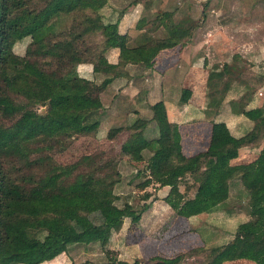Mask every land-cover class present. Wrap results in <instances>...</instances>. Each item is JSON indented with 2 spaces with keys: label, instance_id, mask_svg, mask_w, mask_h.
I'll return each instance as SVG.
<instances>
[{
  "label": "trees",
  "instance_id": "16d2710c",
  "mask_svg": "<svg viewBox=\"0 0 264 264\" xmlns=\"http://www.w3.org/2000/svg\"><path fill=\"white\" fill-rule=\"evenodd\" d=\"M86 1L92 10L78 15L76 0H0V264H37L66 251L72 243L96 240L90 237L89 226L76 230L71 224L76 215L94 210L99 212L103 224L99 239L103 245L123 217L136 222L147 206L142 203L134 208L127 201L117 204L113 185L119 172L114 155L104 156L101 152L82 155L71 163H51L46 171L36 174L24 173L23 168L38 164L40 159L28 158V145L15 148L39 136L51 140L79 135L95 137L101 113L98 94L105 84L114 77H128L125 68L128 63L149 66L142 59L140 48L171 47L191 35L190 20H170L169 11L165 10L156 14L150 24L151 29L162 24L164 36L130 43L128 34L117 32L116 19L102 21L98 10L105 0ZM134 1L137 0H131ZM61 14L70 16L67 28L51 36L30 39L21 55L12 52L15 40L45 24L54 26ZM141 22L142 19L137 20L136 25ZM111 47L118 49L114 63L107 62L104 56ZM80 62L91 63L92 70L103 75L99 82L62 71ZM222 74L220 70L208 71L207 88L211 79ZM225 87L226 82L220 89ZM187 94L182 89L179 100L184 101ZM243 97L242 93L239 98ZM35 105L42 106V111L37 112ZM148 109L147 118L136 117L127 125L110 127L105 132L106 140L124 135L119 154L134 151L141 155L143 149L147 150L143 158L147 178L139 186L148 183L168 186L163 199L183 217L206 213L225 204L230 186L235 184L237 193H241L242 187L248 217L235 225L229 240L201 248L194 254L202 253L200 264L234 259L264 264V177L260 175L264 168V105L241 111L251 124L240 136L231 135L224 122L212 121L206 148L188 156L180 151L176 123L167 118L163 102L158 99ZM148 121H153L157 130L153 138L142 136ZM260 143L252 160L229 164L239 147ZM79 165L83 167L78 170ZM186 176L194 182V191L188 197L177 187L178 181ZM6 220L14 230L4 226ZM34 231H41V235H35ZM104 254L105 261L69 264H179L181 260L178 255L171 260L127 261L116 259L108 249Z\"/></svg>",
  "mask_w": 264,
  "mask_h": 264
},
{
  "label": "rangeland",
  "instance_id": "374dc122",
  "mask_svg": "<svg viewBox=\"0 0 264 264\" xmlns=\"http://www.w3.org/2000/svg\"><path fill=\"white\" fill-rule=\"evenodd\" d=\"M77 1V0H76ZM172 1H174L172 3ZM170 0L167 2V7L170 9V20L179 18H187L191 26V33L202 31L205 36L211 37L215 34L232 36L231 44L227 46L217 47L219 53H215L208 47L205 49L206 67L200 70V73L205 78V74L212 68H220L224 64H231L232 70L224 72L220 78H213L208 84V90L214 92L221 91L223 82L227 81L232 84L234 80L240 85L238 90L242 91L243 95H250L256 89L264 90V0ZM181 1L180 3H176ZM78 3V2H77ZM174 3L182 8L176 10L173 8ZM77 6V14H85L91 9ZM178 6V7H179ZM167 9V11H168ZM53 18L52 20H54ZM54 22V21H52ZM54 26L45 24L38 27L31 33L26 34L15 40L11 45V50L15 54L21 55L25 44L33 38L44 35H54L59 30H64L70 24L69 14H61L58 20L54 22ZM92 37L90 39H94ZM89 40V39H88ZM208 42V41H206ZM247 43V51L243 52L240 47ZM253 46H256L253 48ZM224 48V49H223ZM225 50V51H224ZM79 65L63 68V72H74L77 74ZM222 68V67H221ZM88 72H91L87 69ZM80 73V71H78ZM81 74V73H80ZM87 75V74H86ZM93 74L87 75L92 78ZM205 84L207 85L206 81ZM205 85V87H206ZM242 85V86H241ZM264 92V91H263ZM229 93H235L231 90ZM231 95V94H230ZM228 97V95H227ZM226 97V98H227ZM179 98V95H178ZM37 112H41L43 107L39 105L33 106ZM206 123L181 125L182 132V148L186 154H194L204 150L206 139ZM106 127L99 125L97 135H104ZM124 135L116 136L112 140L98 139L89 135H79L70 137L64 140L47 139L44 137H36L25 143L15 145L19 148L22 144L28 145L30 149L29 159H40L38 164H32L28 168H23L26 171L41 174L46 171L49 165L52 164H67L79 157L87 154H97L101 152L104 156L114 155L116 160V169L119 172V179L113 185V192L117 195V204L124 201L129 202L134 208H138L142 203L148 204L155 197L160 185L148 183L143 187L139 184L147 178V172L143 170V164L139 165L126 162L119 154V145L122 142ZM143 156L146 157L147 150L143 151ZM83 166L79 165L77 169ZM15 175V173H14ZM178 190L184 197L192 195L194 191V182L189 176L181 178L177 183ZM235 184L230 186V197L225 204L214 208L208 212H202L197 216L194 215L187 219L177 217L173 212L164 215L160 220V225L147 230L146 227L135 225L127 217L122 218V222L117 229L111 230L108 238L103 245L99 244V239L102 236L103 224L98 211H89L78 214L72 218L71 224L76 230H81L85 226H89L90 237L97 238L88 243H72L70 244L65 254L55 257V264H69L70 261L80 262L88 260L91 262L105 261L106 257L104 250L108 249L110 255L121 260H139L150 261L151 259L171 260L175 256L181 255L179 264H200L202 253L194 254L201 248H207L213 245L203 244L202 237L206 231L209 233L215 232L218 235L219 241L225 239V234L231 231L233 223L238 221L241 216L238 213L246 212V194L237 193ZM229 211L231 214L226 213ZM237 213V214H236ZM226 214V215H225ZM229 218V219H228ZM212 223V224H211ZM4 226L7 229L14 230L9 220H6ZM155 230V231H153ZM150 232V234H149ZM35 235H41V231H34ZM149 235V236H148ZM224 235V238L221 236ZM124 239L127 245H122ZM131 241H137L141 254L138 256L135 250H131ZM198 243V244H197ZM153 255H158L154 258ZM165 256L160 258V256ZM52 262V263H53ZM50 264V263H43ZM219 264H253L247 259H234L222 261Z\"/></svg>",
  "mask_w": 264,
  "mask_h": 264
},
{
  "label": "crops",
  "instance_id": "0c3cea01",
  "mask_svg": "<svg viewBox=\"0 0 264 264\" xmlns=\"http://www.w3.org/2000/svg\"><path fill=\"white\" fill-rule=\"evenodd\" d=\"M168 1L169 0H137L131 2V0H105V3L99 8L98 12L104 22H112L116 19L117 32L128 34L130 43L139 44L145 38L165 35L162 24H158L152 29L150 24L156 14L168 9L165 8L169 4H167ZM171 1L172 0H170V2ZM77 2L76 5H79V7L82 6L83 8L85 7L86 9L92 10L91 4L86 0H77ZM173 2L174 1H172V3ZM178 2L180 3L181 1H177L176 3ZM178 6L174 3L173 8L182 11V8ZM168 11H170V9H168ZM139 19H142V22L137 26V20ZM231 39L235 41V38L232 36H223L217 33L209 37L205 36V33H202V31H197L195 35L191 33L189 39L171 47H164L161 49H157L154 46L140 48L139 53L149 66L144 68L137 63H128L125 65L128 77H114L105 84L98 94L101 102V113L99 115L97 129L100 124L106 127L107 130L110 127L127 125L136 117L147 118L149 115L148 105L160 99L163 102L167 118L176 123L179 132L180 151L185 156L191 154H186L182 148V132L180 128L183 123L187 125L199 123L207 124L205 146L203 149H205L208 144L212 121L224 122L230 134L233 136H240L246 132L250 127L251 121L247 119L241 111L249 107L264 105V90L256 89L250 95H245L241 99L239 96L242 94V91L238 90L240 84L236 82V80L230 84L226 79L224 81L226 82L225 89H221L220 92H214L213 89L209 91L205 84L207 72H217L220 70L224 74V72H230L229 70H232L231 64H224V66H221L222 68H212L208 70L205 74V78H203V75L200 73V70L206 67L205 55L207 52L205 53V49L209 47L211 51L218 54L219 49L217 47H219V43L220 46L224 47L231 44ZM254 47L256 46H253V48ZM240 48L243 52L247 51V43L242 44ZM117 55L118 49L116 47H111L104 53L106 61L110 63L116 62ZM76 65H79L76 69L77 75L81 77L95 82H99L103 77L102 74L92 70L91 63L80 62ZM87 69L91 72H88ZM78 71H80L81 74L78 73ZM89 73L93 74L92 78L87 76ZM212 84H214V82H212ZM182 89L188 92L184 101H180L178 98ZM233 89L235 93H229ZM97 129L94 138L105 139V133L99 137L97 135ZM156 135L157 130L154 122L148 121L143 127L142 136L145 138H153ZM261 143L259 145H244L239 147L237 155L229 159V164L246 163L252 160L256 156ZM143 151H145V149L142 150L141 155L134 151H123L122 156L125 158L126 162L129 161L139 165L143 162ZM260 175L264 177V168L261 170ZM234 181L237 187H240V185L238 186L239 180L235 179ZM241 189V193H244ZM167 190L168 186H160L158 188L159 193L157 192L155 196L157 198L151 200L146 208L141 211L138 220L132 223L139 225L141 228L145 226L147 230L160 225V220L164 215L173 211L163 199ZM173 213L177 217L187 219V221L190 217L194 216L190 215L188 217H183L177 215L175 212ZM226 213L231 214L229 211ZM238 214L241 218L233 223L231 231L225 234V239L223 241L218 242L219 238L215 232L209 233L206 231L205 236L202 237V243L213 245L218 243L222 244L229 240L235 225L248 217L246 212ZM195 215L197 216L198 214ZM121 222L122 219L119 225L114 229H117ZM221 236L224 238V235ZM124 243L125 245L129 244L125 239L122 245H124ZM130 244L132 251L139 246L137 241H131ZM62 253L65 254V251L58 253L49 260L37 264H55L53 262L55 257H59ZM135 253L140 257L143 256L139 248L135 250ZM156 256L158 255H153L151 257L158 258ZM163 257L165 256H160V258ZM247 261L250 260L247 259Z\"/></svg>",
  "mask_w": 264,
  "mask_h": 264
}]
</instances>
